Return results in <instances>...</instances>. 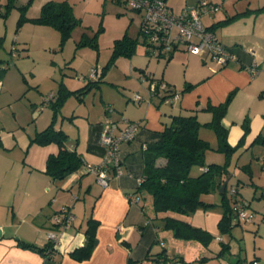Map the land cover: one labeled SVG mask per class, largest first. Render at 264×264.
<instances>
[{"label": "crops", "instance_id": "1", "mask_svg": "<svg viewBox=\"0 0 264 264\" xmlns=\"http://www.w3.org/2000/svg\"><path fill=\"white\" fill-rule=\"evenodd\" d=\"M48 1L51 0H42L41 6ZM165 1L177 13L201 0ZM205 1L221 4L224 15L203 16L202 22L214 32L218 41L237 61L220 65L208 57L193 54L198 58L187 56L181 83L167 73L163 74L160 81L165 82L168 88L176 86V83L180 84L179 91L174 88V91L180 93L179 99L170 104L153 96L150 100L141 102L147 103L138 117L126 119L138 122L139 128L131 142L120 146L122 175L116 176L111 171L108 186L103 188L96 183L92 174L99 191L93 197L89 214L84 212L82 217L74 213L76 204L69 207L70 197L75 190L79 198L93 195L91 186L85 189V180L90 173L80 170L62 182L51 180L44 173L48 156L56 154L58 147L54 143L38 145L34 139L37 133L50 125L53 117L52 103L47 104L52 114L45 117V120L51 121L47 127H37L41 114L35 118V112L42 100H37L36 96L29 94L30 91L27 92L25 88L30 82L23 74L21 86L17 84L15 88L8 83L10 70L5 74L0 83V264H159L158 259L162 257L163 250L167 256L182 258L181 264H184L185 260L180 253H171L165 248L153 222L157 216L152 214L153 218L148 214L143 207L146 203L135 193L138 188L137 179L144 175L143 147L153 141L155 134L163 131L172 116L195 114L203 125L212 119L207 108L226 102L221 125L226 131L227 144L235 148L230 158L239 151L264 152V13L239 15L264 6V0H246V4H243L244 0L236 4H231L232 0ZM233 17L235 18L232 19ZM230 19L232 21L224 22ZM140 23L141 16L139 25ZM179 48L180 46L170 54L172 59ZM252 65L257 69L255 73L249 69ZM8 109L11 110L10 117L6 114ZM75 117L78 116L72 113L65 118L67 126L76 129L74 137L65 128L62 129L64 121L57 127L56 119L54 129L67 135L66 148L75 150L85 162L98 164L104 154L100 142L102 120L96 123L87 120V128L82 131ZM245 128L248 131L240 144ZM202 132L210 134L205 137ZM198 135L209 143L211 151L223 154L215 151L218 138L213 130L201 127ZM226 160L224 157V161L218 165L224 164ZM258 161L264 166V159ZM164 163L163 159L157 160L159 166ZM252 165L250 160L240 167V172L235 173L239 178L236 188L239 184L247 188L255 186ZM226 179L229 182L230 177ZM221 181L222 179L215 178L214 188ZM227 186L228 183L226 188ZM237 190V195L241 196L239 189ZM251 192L255 196L256 190L251 188ZM131 195L134 196L132 200ZM50 196H56L57 201H52ZM262 197L264 195L261 194ZM237 199L243 200V195L241 198L237 196ZM45 203L48 204L46 210L43 205ZM53 205L56 206L55 209ZM64 207H69L74 220L66 229L61 230L53 226L52 217ZM89 219L97 223L94 248L88 259L77 261L70 257V253L87 244L88 237L84 232L89 226ZM50 231L59 234V243L53 252L47 254L40 249L48 243L47 233ZM21 243L38 249L22 247Z\"/></svg>", "mask_w": 264, "mask_h": 264}, {"label": "rangeland", "instance_id": "2", "mask_svg": "<svg viewBox=\"0 0 264 264\" xmlns=\"http://www.w3.org/2000/svg\"><path fill=\"white\" fill-rule=\"evenodd\" d=\"M53 1H66L71 7L73 17L77 20V25L62 44L61 35L56 29L28 20L39 16L42 0H14L11 4L9 0H0L2 12L0 15V38L2 39L0 60L10 63L7 70V72L10 70V73L7 78L13 88L18 86L17 84L21 86L23 74L30 82L25 88L27 92L30 91L29 94L36 96L37 100H42L35 112V118L41 114L37 120V127L40 125L47 127L51 121L45 120L48 114L49 117L52 114L45 99L49 94L54 95V98L60 96V91L64 104L56 118V123L59 127L60 122L64 121L62 129L65 128L71 137H74L76 129L68 127L65 118L72 113L78 116L74 119L82 131L87 128V120L96 123L103 120L105 116L135 119L141 111H144L147 103L133 102L136 95L142 96L145 100L148 99L149 84L153 80L162 79L165 73L181 83L186 70L187 56L198 58L194 56L195 54L188 52L184 45H180L173 59H169L170 61L167 59L171 53L161 52L162 56H160V52L153 51L147 54V50H152L143 43L144 38L139 34V14L115 0ZM239 1L242 0H232L231 4ZM243 4H246V0ZM215 14L224 15L221 9ZM21 16L28 19L18 27ZM124 35L136 41L132 56L113 57L114 44ZM194 66L196 67V63ZM93 73L97 74L96 80L90 79ZM88 82L92 83L88 84ZM178 83L168 90L173 91L176 87L179 91ZM66 93L67 96H64ZM163 109H166V106H163ZM6 114L10 117L11 110L8 109ZM80 117L85 119L82 120ZM206 134L210 133L202 132V136L208 137ZM224 157L223 154L209 150L205 154V163L221 164ZM258 159H264V152L239 151L229 159L228 169L231 176L225 194L232 207L233 196L230 194V189L236 188V182L239 179L235 173L240 172V167L251 160L255 183V186L251 188L256 190V194L254 196L251 188L240 184L237 189L241 195L238 197L241 198L243 195V201L250 205L248 211L254 214L252 221H242L229 231H222L218 225L223 213L222 193L219 189L202 193L200 201L212 206L207 209L199 208L189 216L172 213L170 215L210 233L212 238L209 243L205 246L200 241H187L173 237L170 231L163 228L164 223L160 217L165 214H159L158 219L153 222L159 230L157 235L164 241L165 248L171 253H180L185 260L184 264H253L252 262L264 264V197L261 198V194L264 195V166L260 165ZM200 173L201 169L198 167L191 168L189 172L193 177ZM87 177L85 189L91 186L93 195L84 198L83 191V196L79 198L75 190L70 197L69 207L76 204L74 206L76 216L79 214L82 217L84 212L89 214L93 197L99 191L92 174L90 173ZM54 197L50 196V199L57 201V197ZM142 201L146 203V206H150L149 197ZM43 205L46 210L48 204ZM55 207L53 205V209ZM148 211V214L153 216L149 208ZM219 238L222 242L218 240ZM221 244L229 245V249L219 254ZM200 260L203 261L200 262Z\"/></svg>", "mask_w": 264, "mask_h": 264}, {"label": "trees", "instance_id": "3", "mask_svg": "<svg viewBox=\"0 0 264 264\" xmlns=\"http://www.w3.org/2000/svg\"><path fill=\"white\" fill-rule=\"evenodd\" d=\"M12 1L14 0H9V4H11ZM1 13L2 12L0 11V15H2ZM250 13H264V6L256 10H248L239 15H247ZM138 14L140 15V13ZM26 19L28 18L21 16L18 21V27L24 23L23 21ZM232 19L224 22H230ZM28 20L39 25H46L56 29L61 35V44L70 36L71 31L77 25V20L73 17L71 7L66 1H48L41 6L38 17ZM148 29L149 28L143 25L141 21L139 26V34L144 38L143 43L153 50L148 40ZM1 43L2 39L0 38V47ZM135 43L136 41L129 38L127 35H124L122 38L116 40L113 49V57H131ZM81 44L83 45V43ZM223 48L225 49L224 46ZM147 51V54H151V52L153 53V51ZM159 54L162 56L161 53ZM170 58L171 55L167 60ZM9 65V62L0 60V83L8 70ZM252 66L255 68L254 65ZM252 66H249V68ZM255 70L257 69L255 68ZM89 83L92 82H88V84ZM86 87L88 88V85ZM86 87H84V89ZM60 93L61 95L57 96V98H54L53 95L50 101H45L47 104L52 103V121L45 130L37 133L36 138L34 139L38 145H48L51 143L57 145L58 152L48 156L44 173L51 180L58 182H62L71 174L80 171L85 164H90L85 162L75 150H69L66 148L65 143L67 141V135L61 130L54 129L56 115L64 104L62 100V92L60 91ZM64 96H67V93ZM226 107V102L218 106H209L207 110L211 112L212 119L210 122L203 125L200 124L195 114L172 116L170 123L164 126L163 131L155 134L153 141L143 147L144 175L141 178H144V181L141 185H138L135 193L139 194L142 200L146 199L147 197L150 198V206H146L145 204L143 207H145L147 211L149 208V210H151L153 214L157 216V219L159 214H165V216L160 217L164 223L163 228L165 230H170L173 233V236L177 239L200 241L206 246L212 238V235L202 228L193 227L189 222L179 220L176 217L171 216L170 213L189 216L199 208L207 209L212 205L200 201L201 194L208 193L214 189H219L225 181V178L230 177L228 158L230 159V155L235 151V148L227 144L226 131L221 125V120L224 117ZM102 122L100 124L101 130ZM134 123L138 124V122ZM201 127H209L217 135L218 145L215 151L222 152L225 155L227 160L224 164L218 165L214 163H205V154L207 151L212 149L207 141L199 137L198 132ZM247 131L248 128H245L244 134L239 141L240 144L242 143ZM159 159H163L165 162L161 166L157 165V160ZM193 167H198L201 169V173L196 177L190 176L189 174L191 168ZM111 171L115 173L114 170ZM215 178L222 179L216 188H214ZM226 191L227 188L222 193L223 213L218 224L222 231H229L233 226L240 223L233 220L234 211L233 207L230 205L229 199L225 196ZM237 196L238 195L236 194V197L233 198L232 204L235 201L243 202V200H238ZM87 223L89 226L84 232V234L88 237L87 244L83 247L73 250L70 253V257L77 261L88 259L94 248V231L97 223L91 219H89ZM21 245L25 248L38 249L32 245L24 243H21ZM221 245L222 248L220 249L219 254L229 249V245ZM53 250L54 249L52 248L50 242H48L44 248L40 249L41 252H47V254L53 252ZM161 255L162 257L159 259L165 258L167 256L164 250L162 251ZM172 258L174 261L179 262L180 264L183 262L182 258L180 257L172 256ZM202 261L203 260H200V262Z\"/></svg>", "mask_w": 264, "mask_h": 264}, {"label": "built area", "instance_id": "4", "mask_svg": "<svg viewBox=\"0 0 264 264\" xmlns=\"http://www.w3.org/2000/svg\"><path fill=\"white\" fill-rule=\"evenodd\" d=\"M133 11L140 13L141 21L148 29V40L152 51L170 53L180 45H184L186 50L192 54L208 57L211 61L220 65L235 62L236 57L227 52L216 38L213 31L207 29L201 18L207 15H214L221 9V4L199 1L194 6L183 8L180 12H173L167 6L165 0H117ZM1 11V10H0ZM252 53V52H251ZM252 73L256 70L252 66L249 68ZM97 74L93 73L90 79H96ZM168 86L163 81H152L148 87V100L153 96H158L163 102L172 104L180 97L177 91L168 90ZM53 95L49 94L45 101H50ZM145 99L136 95L133 102L141 103ZM138 124L124 118L117 120L106 116L102 122L100 142L104 147V155L97 165L85 164L81 171L91 173L95 177L96 183L105 188L108 186L111 170L116 176L122 175L120 146L131 142L135 138ZM144 178H138L137 183L141 185ZM237 188H231L230 194L236 197ZM133 195L130 196L132 200ZM73 199H77L73 197ZM247 202L235 201L232 205L234 211L233 220L237 222H250L254 214L248 211ZM74 220L69 207H64L59 214L52 217L53 226L61 230L66 229ZM47 240L53 249L59 243V234L54 231L47 233ZM219 241L222 239L219 238ZM159 264H180L173 260L172 256H166L158 260ZM255 264V262H252Z\"/></svg>", "mask_w": 264, "mask_h": 264}, {"label": "water", "instance_id": "5", "mask_svg": "<svg viewBox=\"0 0 264 264\" xmlns=\"http://www.w3.org/2000/svg\"><path fill=\"white\" fill-rule=\"evenodd\" d=\"M227 183H228V179H226V180L223 182V184H222V186H221V188H220V193H223V192H224Z\"/></svg>", "mask_w": 264, "mask_h": 264}]
</instances>
